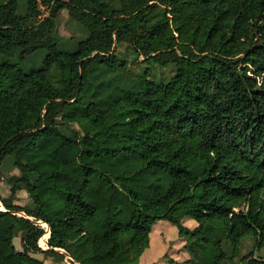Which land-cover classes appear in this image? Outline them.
Instances as JSON below:
<instances>
[{
	"label": "trees",
	"instance_id": "1",
	"mask_svg": "<svg viewBox=\"0 0 264 264\" xmlns=\"http://www.w3.org/2000/svg\"><path fill=\"white\" fill-rule=\"evenodd\" d=\"M40 6L50 13L43 20ZM27 8L0 2V183L5 160L20 153L11 194L0 193V264H47L37 253L139 264L161 220L190 254L169 264L233 263L250 236L262 248L264 0H27ZM63 9L88 31L74 48L55 31ZM126 42L145 58L137 74L117 52ZM35 53L42 65L28 70ZM155 65L174 72L156 80ZM20 190L30 204L15 202ZM241 262L264 264L254 252Z\"/></svg>",
	"mask_w": 264,
	"mask_h": 264
},
{
	"label": "rangeland",
	"instance_id": "2",
	"mask_svg": "<svg viewBox=\"0 0 264 264\" xmlns=\"http://www.w3.org/2000/svg\"><path fill=\"white\" fill-rule=\"evenodd\" d=\"M6 1L7 0H0V2H6ZM27 9H28L27 0H20L19 12L21 14H25L27 12ZM40 10H41V15L39 17L40 20H43L45 17L49 16L50 13L45 6H40ZM55 31L57 32L58 35H60L63 38L62 45L68 48L76 47L77 43L80 40L88 36V31L83 26H81L77 21L71 18L68 9H63L60 11L59 16L56 20ZM117 52L121 58H124L128 61V68L131 73L137 74L144 67L145 58L143 56L136 57V55L132 51L130 43L126 42L124 44L119 45L117 48ZM16 57L17 56L14 55L12 59H16ZM42 58H43L42 53H35L29 56V58L26 59V61L24 62L25 68L29 70L31 68L40 67L42 65ZM173 72H174V67L172 66L155 65L151 76L156 80H168L172 76ZM19 156H20L19 150H14L5 160L3 166L1 167L4 176L3 181L0 183V193L2 196H8L11 194V186L7 182V179L13 174H20L19 169L15 165V162L19 159ZM50 200L52 204H63L65 201V197L59 194H51ZM15 202L20 203L21 205H26L31 203V198L26 190H20L18 192ZM2 205L3 204L1 202L0 207ZM189 220H193V219H189ZM42 225L47 230L48 226H46L44 223ZM155 225L153 226V229ZM155 232H156V242L152 244L151 250L145 254L144 257L145 260H143L142 264H146L149 263L150 261L152 262L157 260L160 256V255L158 256V254L162 251L163 252L166 251L164 250L166 246L164 241L167 243L168 241L174 239L177 240L176 242L179 241L178 229L171 222L159 225V227H157V230ZM45 242L46 239L44 243H42L41 240L39 241V245L42 249L49 248V245H47ZM14 243L18 249H22L21 236L15 237ZM250 252H254L255 258H259L264 261V246L262 248H258L255 239L250 236L243 241L239 256L235 258V261L233 263L229 262L227 264H242L241 258ZM171 254H172L171 252L167 253L166 257L164 256L163 258L159 259L156 264H164V261L167 262V259L170 258ZM34 255L44 260L47 264H77L73 262V260L69 256H67L64 259H59L56 256H48L45 255L44 253H37ZM173 255L175 256V258H178L177 260H181L180 259L181 252L179 250H174Z\"/></svg>",
	"mask_w": 264,
	"mask_h": 264
},
{
	"label": "crops",
	"instance_id": "3",
	"mask_svg": "<svg viewBox=\"0 0 264 264\" xmlns=\"http://www.w3.org/2000/svg\"><path fill=\"white\" fill-rule=\"evenodd\" d=\"M165 223H169V222L162 220V221H159L158 223H156V225H155V227H154V229H153V231L151 233L150 245L145 250V252L143 253V255L141 256L139 264H142L143 260H145V258H144L145 257V254L148 251L151 250L152 244L156 242V232L155 231L157 230V227H159V225L165 224ZM185 223L188 224V225H190V227L195 226L194 222L192 220H189V219H185ZM178 239H179L178 242H176L177 241L176 239L170 240V241H168V243L164 241V243L166 245L164 250H166V251L160 252L158 254V256L159 255L160 256H159V258L157 260L152 261V262L150 261L149 263H146V264H156L159 259L163 258L165 254L170 253V252L172 253L170 255V258H173L174 260L176 259V261H178V262H182V261H185V260L189 259L190 258V254L184 248L185 241L181 237H178ZM174 250H179L181 252V256H180V259L181 260H177L178 258H175V256L173 255ZM167 262H168V259H167ZM167 262L164 261V264H169V262L168 263Z\"/></svg>",
	"mask_w": 264,
	"mask_h": 264
},
{
	"label": "bare ground",
	"instance_id": "4",
	"mask_svg": "<svg viewBox=\"0 0 264 264\" xmlns=\"http://www.w3.org/2000/svg\"><path fill=\"white\" fill-rule=\"evenodd\" d=\"M47 233H49V236H48V238L50 237V229L49 228H47ZM48 238L46 239V244L48 245Z\"/></svg>",
	"mask_w": 264,
	"mask_h": 264
},
{
	"label": "built area",
	"instance_id": "5",
	"mask_svg": "<svg viewBox=\"0 0 264 264\" xmlns=\"http://www.w3.org/2000/svg\"><path fill=\"white\" fill-rule=\"evenodd\" d=\"M1 208V207H0ZM1 209H5V208H1Z\"/></svg>",
	"mask_w": 264,
	"mask_h": 264
}]
</instances>
